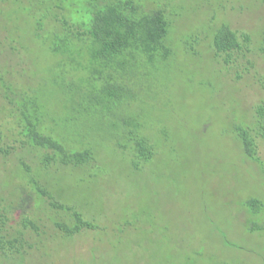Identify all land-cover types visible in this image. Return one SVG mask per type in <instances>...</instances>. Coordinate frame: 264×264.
I'll use <instances>...</instances> for the list:
<instances>
[{"label":"rangeland","instance_id":"rangeland-1","mask_svg":"<svg viewBox=\"0 0 264 264\" xmlns=\"http://www.w3.org/2000/svg\"><path fill=\"white\" fill-rule=\"evenodd\" d=\"M147 5L166 8L174 48L171 63L161 70L167 92L164 87L149 107L155 157L135 169L108 146L96 178L80 170L53 172L50 186L57 197L77 204L99 225L66 238L53 222L60 215L38 206L18 173L23 153L0 155V192L19 199V210L40 219L43 230L24 258L0 264H264V138L257 139L254 160L234 132L264 100V53L258 49L264 2L148 0ZM14 7L10 3L6 11ZM224 22L253 38L252 64L240 79L215 60L211 48L214 28ZM6 24L12 27L8 18ZM19 24L14 33L22 38L13 42L19 51L6 47L0 61L35 81L45 79L50 54L34 40L26 15ZM7 34L2 29L0 37ZM7 120L0 111V125ZM26 159L35 164L33 155ZM251 197L262 201L258 212L247 204Z\"/></svg>","mask_w":264,"mask_h":264},{"label":"trees","instance_id":"trees-1","mask_svg":"<svg viewBox=\"0 0 264 264\" xmlns=\"http://www.w3.org/2000/svg\"><path fill=\"white\" fill-rule=\"evenodd\" d=\"M10 3L15 7L6 11ZM147 3L0 0V35L2 29L8 31L0 37V54L8 46L12 52L19 51L13 42L22 35L15 36L14 31L20 29L19 22L26 15L32 22L34 40L44 45L52 61L49 76L39 81L0 61V111L7 112L8 118L0 125V155L23 153L18 173L36 194L38 206L45 204L60 215L53 222L63 237L99 225L77 204L57 197L50 186L53 172L80 170L96 178L103 170L99 156L108 146L121 151L135 169L157 153L150 135L149 107L157 103V93L165 92L161 70L171 63L174 48L172 19L166 8ZM211 48L215 60L234 72L236 79L252 64V35L225 22L214 28ZM258 49L264 53V36ZM234 132L244 152L259 160L257 139L264 138V100ZM29 155L35 157L34 165L27 161ZM18 200L0 192L2 263L24 258L43 233L40 219L20 211ZM247 204L254 212L263 205L257 197Z\"/></svg>","mask_w":264,"mask_h":264}]
</instances>
